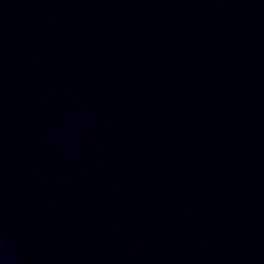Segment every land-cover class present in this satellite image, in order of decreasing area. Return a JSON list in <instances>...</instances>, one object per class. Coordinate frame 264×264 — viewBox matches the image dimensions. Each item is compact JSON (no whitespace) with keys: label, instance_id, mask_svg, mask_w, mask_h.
<instances>
[{"label":"water","instance_id":"1","mask_svg":"<svg viewBox=\"0 0 264 264\" xmlns=\"http://www.w3.org/2000/svg\"><path fill=\"white\" fill-rule=\"evenodd\" d=\"M0 264H264V0H0Z\"/></svg>","mask_w":264,"mask_h":264}]
</instances>
